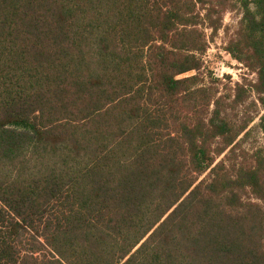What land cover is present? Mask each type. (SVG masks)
<instances>
[{"label":"trees","instance_id":"trees-1","mask_svg":"<svg viewBox=\"0 0 264 264\" xmlns=\"http://www.w3.org/2000/svg\"><path fill=\"white\" fill-rule=\"evenodd\" d=\"M220 29L256 75L227 94ZM251 92L264 0H0V264H264Z\"/></svg>","mask_w":264,"mask_h":264},{"label":"rangeland","instance_id":"rangeland-1","mask_svg":"<svg viewBox=\"0 0 264 264\" xmlns=\"http://www.w3.org/2000/svg\"><path fill=\"white\" fill-rule=\"evenodd\" d=\"M241 16L240 10L235 7L233 10H226L223 13V24L235 25L239 17ZM206 34L210 36V30H205ZM225 36L223 30L220 29L217 34L213 36V39L209 41V46L206 52L202 55V67L200 69V74L202 78V83H210L209 77L207 76L208 71L215 74L220 82H216V86L219 87L220 93H229L230 88H232L234 82H244L254 81L256 75L248 70L242 63L234 60L224 49L225 46ZM228 75L230 78H226ZM245 79V80H243ZM258 96L251 92L249 98L240 106L237 107V118H242L245 114L255 115L253 122L250 123L248 134L244 137V141L241 145V149L245 152L251 149L264 147V131L258 123L260 122L259 115L264 112V107L259 102ZM256 102V107L259 115L256 116L254 112V105L251 102ZM251 111V112H249ZM236 113V112H235ZM240 153V151H238Z\"/></svg>","mask_w":264,"mask_h":264}]
</instances>
